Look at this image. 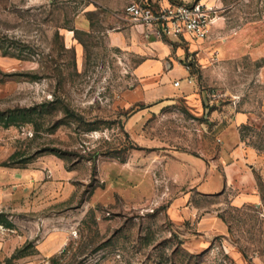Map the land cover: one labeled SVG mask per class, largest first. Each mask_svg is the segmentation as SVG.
Here are the masks:
<instances>
[{
  "label": "rangeland",
  "instance_id": "obj_1",
  "mask_svg": "<svg viewBox=\"0 0 264 264\" xmlns=\"http://www.w3.org/2000/svg\"><path fill=\"white\" fill-rule=\"evenodd\" d=\"M199 1L214 17L189 68L209 93L202 120L181 90L156 110L143 98L142 79L174 81L175 62L186 68L188 38L156 45L131 0H0V165L17 172L0 224H12L22 258L264 264V0ZM148 59L167 64L142 77ZM177 150L209 160L201 183H176L162 159ZM236 151L244 176L229 167ZM213 216L225 235L209 228Z\"/></svg>",
  "mask_w": 264,
  "mask_h": 264
},
{
  "label": "crops",
  "instance_id": "obj_2",
  "mask_svg": "<svg viewBox=\"0 0 264 264\" xmlns=\"http://www.w3.org/2000/svg\"><path fill=\"white\" fill-rule=\"evenodd\" d=\"M152 2H158L161 1L163 4L168 3V0H150ZM176 1H189V0H176ZM143 27V26H142ZM143 29L146 31V28L143 27ZM146 31V35H147ZM147 37L153 38L152 42H154L156 45L160 44L162 45L161 41L162 39H173L175 41H180L183 37L188 38V53L189 54V64L191 66L193 65V62H195L194 54L199 55L201 52H199V47L201 46V42H203L204 39H197L195 37H192L189 34H185L180 37H163L162 39H158L152 34H148ZM164 48V47H163ZM170 49L166 48L165 53L169 52ZM193 58V59H192ZM172 60V59H171ZM159 59H148L144 61L143 63L139 64V66L136 69V72L140 74V76L144 77L146 75H149L151 73H155V71H158L160 69H163L165 65L167 64ZM170 62V61H169ZM175 67L170 68L169 72L174 73L178 72L177 78H181L180 84L175 85L174 81H171V77L168 76V74L164 75L160 82H156V80H153L149 83H145L147 81L142 79V84L139 85V88L145 87L146 94L143 98L148 99H157L159 100L158 103H156L153 107V110H156L160 107L165 106L166 104H171L176 100L173 96L174 92L176 90H181L185 93V101L186 105L189 107V109L192 112V115L190 116L191 119L194 120H202V118H207L209 116L208 111V100H209V93L205 89L204 86H202L199 89L198 84H196V81L194 80L193 74L191 73V70L189 71V68H182L179 67L177 62H175ZM180 68V69H179ZM168 78V80L166 79ZM191 79L192 81L189 82L188 79ZM148 89V90H147ZM238 119H242V117L238 116ZM205 132H208L207 129H204L203 126L196 127L193 130V134L197 135H203ZM234 163L229 165L231 169H234V172L236 168H238V172L241 175L244 176L246 174V165L244 164V157L240 154V152H235ZM218 162H221L225 164V157L221 154L218 157ZM163 165L169 168L171 176L177 181V184H193V183H201L203 181V178L205 177V174L202 170V168H207L208 166V159L204 157L202 154H194L193 152L189 150H177L172 151L167 158L162 159ZM228 167V168H229ZM231 172L232 176L233 173ZM16 177L17 172L12 166H5L0 165V206L3 204L4 201L7 199H11L12 192L11 187L15 186L16 183ZM196 180V181H195ZM250 180V179H249ZM245 182V181H243ZM4 189V191L2 190ZM190 188L186 191H184V194L177 198L175 205L172 207V212L174 214H183L182 212L179 213L177 210V206L181 204L187 205L188 203V195L190 196V192H188ZM244 200H256L257 197L252 194H244L243 195ZM185 210V209H184ZM204 221V220H203ZM211 228V230H217L222 235H225L227 232L226 224L219 218H216L213 216V218L208 220ZM13 229L10 227H7L5 225L0 224V264H6V259L10 258L12 254L15 252V250L20 245V240L17 238L16 235L12 234ZM48 242H41L39 247V250L43 253H45V247L47 246ZM60 247V243L57 242L53 244L52 252H55ZM47 256V255H46ZM46 256H28L25 258H22L21 260L16 261L14 264H42L45 260ZM24 257V256H23ZM18 258V259H20Z\"/></svg>",
  "mask_w": 264,
  "mask_h": 264
},
{
  "label": "built area",
  "instance_id": "obj_3",
  "mask_svg": "<svg viewBox=\"0 0 264 264\" xmlns=\"http://www.w3.org/2000/svg\"><path fill=\"white\" fill-rule=\"evenodd\" d=\"M127 10L134 22L145 27L148 34L158 39L185 34L197 39L207 38L214 20L212 9L199 0H168L166 4L161 1L131 0ZM188 80L192 81L190 78ZM174 83L179 85L180 79Z\"/></svg>",
  "mask_w": 264,
  "mask_h": 264
},
{
  "label": "trees",
  "instance_id": "obj_4",
  "mask_svg": "<svg viewBox=\"0 0 264 264\" xmlns=\"http://www.w3.org/2000/svg\"><path fill=\"white\" fill-rule=\"evenodd\" d=\"M2 165H5V166H12L9 162L2 163ZM0 223H2V222L0 221ZM3 223H4L5 226H7V227H11V226H12V224L9 223V222H7V223H6V222H3ZM23 256H24V255H21V254H18L17 252H14L10 258H7V259H6V264H14V263H13V260H16V259H18V258H20V257H23Z\"/></svg>",
  "mask_w": 264,
  "mask_h": 264
}]
</instances>
